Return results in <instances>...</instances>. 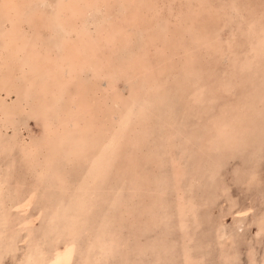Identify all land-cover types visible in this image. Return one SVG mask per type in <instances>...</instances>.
Instances as JSON below:
<instances>
[{
  "label": "rangeland",
  "instance_id": "rangeland-1",
  "mask_svg": "<svg viewBox=\"0 0 264 264\" xmlns=\"http://www.w3.org/2000/svg\"><path fill=\"white\" fill-rule=\"evenodd\" d=\"M144 1L130 8L144 22L95 59V83L80 73L94 130L73 127L76 80L43 108L2 93L0 264H264V0H204L199 14ZM66 127L96 133V147L57 145Z\"/></svg>",
  "mask_w": 264,
  "mask_h": 264
},
{
  "label": "bare ground",
  "instance_id": "bare-ground-1",
  "mask_svg": "<svg viewBox=\"0 0 264 264\" xmlns=\"http://www.w3.org/2000/svg\"><path fill=\"white\" fill-rule=\"evenodd\" d=\"M30 1H34L35 6L39 9L36 13L33 12L31 16L22 14V3L19 0H4L3 9H0V18L5 16V20L2 18L3 21L2 23L0 22V42L3 41L0 43V99H3V92L6 93L7 97L14 96V94L19 97L20 94H24L26 99H32L30 98L31 95L35 94L36 101L34 106L38 108L41 105L40 108H43L42 106L48 101L47 96L49 98L51 92L52 96L57 94L61 98V95L66 93L72 87L71 85L74 84L72 81L76 80L77 82L75 83L79 90L76 91L77 93H73V100L76 102L78 114H81V116H78L79 119L72 120L73 125H75L73 127L79 130H86L89 127V129L94 130L95 125L92 119L95 116L96 108L94 110L90 97L83 95L87 87H83L82 82L79 81L80 73L84 72L87 74L84 80H90L93 84L95 83L91 79L93 76L91 71L95 69V59L103 60L104 57L109 58L107 54L110 50L108 49L109 46L114 48L118 42L130 36V31L134 29L135 23L138 24L139 20L141 23L144 22L138 16L139 13L135 14L141 8L138 7L133 12L131 11L130 8L134 0H129V4H127L129 10L122 12L113 11L111 0H58L57 5L53 6V8H58L55 11L56 17H51L46 8V3L48 1L52 2L51 0ZM146 1L141 7L144 6L145 11L149 12L150 9L146 8ZM186 1L190 3L191 10L199 14L204 0H198L197 2L194 0ZM135 4H137L136 0ZM210 8H208L209 11H215L218 7ZM140 13L143 14V12ZM238 13H241V11ZM145 14L147 15L148 13ZM208 15L211 20L210 17H213L212 13H208ZM132 18H137L136 22H129ZM105 20H108L110 25L103 28ZM212 22H215V19ZM114 25L118 27L112 29ZM92 27L94 28L92 29ZM20 35L22 37L18 38ZM25 36L24 40L23 37ZM89 51H93V53L89 54ZM83 52L86 54H84L85 59L83 58ZM16 60L20 62L17 64ZM105 62L107 61L105 60ZM83 68H86V70ZM43 72L46 74L42 76ZM104 74L106 77H110L112 72L110 74V71H107ZM21 79H23L22 85L19 83ZM11 82L12 86L10 85ZM51 84L53 87L50 86ZM91 86L88 87L90 88ZM112 88L116 90L118 88L117 84H113ZM91 89L93 88L91 87ZM58 91L62 94L58 95ZM24 98L23 100H25ZM113 102H115L114 99ZM10 112L12 113L13 109ZM63 125H65V121L62 120V128L64 127ZM78 126L80 127L78 128ZM69 129L71 130V128ZM87 134L81 135L78 140H75L71 131L66 127L62 133L59 131V137L55 143L60 146L66 143L65 141L71 135L72 139L67 143L69 148L80 147L81 150L85 145H89L90 148L94 146L95 148L94 141L98 138V135L94 132L93 134L97 136L93 134L88 136ZM77 135L79 134L77 133ZM107 141L109 143L112 140L107 139ZM95 142H98V140ZM65 147L63 146L62 148V154L66 150ZM31 151L33 152V150ZM79 152L70 153L78 155ZM4 187V180H0V198L4 197ZM33 201L34 195H27L25 202L22 203L24 210H31ZM249 210L247 212H250ZM14 222L16 223V221ZM68 260V255L63 253L54 264H69Z\"/></svg>",
  "mask_w": 264,
  "mask_h": 264
}]
</instances>
